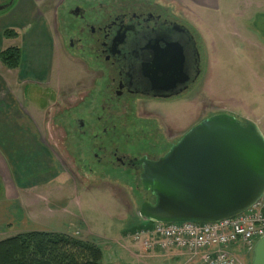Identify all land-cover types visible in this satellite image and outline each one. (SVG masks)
Masks as SVG:
<instances>
[{
	"label": "rangeland",
	"instance_id": "obj_1",
	"mask_svg": "<svg viewBox=\"0 0 264 264\" xmlns=\"http://www.w3.org/2000/svg\"><path fill=\"white\" fill-rule=\"evenodd\" d=\"M105 1L109 0L46 1L57 42L53 53V81L48 87H22L24 97L37 108L41 128L57 156L60 175L53 184L22 199L28 228H44L92 242L106 256L107 246L111 244L107 240L123 236L155 254L154 264H172V250L163 251L157 246L144 249L131 237L133 231L145 229L152 222L135 217L142 194L129 171L97 169L88 176L81 167L84 149L78 145L86 137L81 136L77 142L72 118L91 120L94 117L91 111L95 107L99 79L90 57L68 46L64 22L69 20L67 10L73 4ZM148 1L167 7L192 28L201 42L204 70L194 91L164 104L141 103L138 115L143 119L132 114L133 125L129 129L131 138L138 137L137 146L145 149L142 143L146 141H138L142 137L138 128L145 130L146 118L151 116L158 117L166 137L171 135L174 139L216 113H228L240 120L259 117L264 107V51L248 49L244 38L249 32L257 38L264 37V3L255 0H209L208 4L193 0ZM133 148L125 147L129 153ZM160 148L157 146L156 151ZM236 254L242 264H248L246 256Z\"/></svg>",
	"mask_w": 264,
	"mask_h": 264
},
{
	"label": "flooded vegetation",
	"instance_id": "obj_2",
	"mask_svg": "<svg viewBox=\"0 0 264 264\" xmlns=\"http://www.w3.org/2000/svg\"><path fill=\"white\" fill-rule=\"evenodd\" d=\"M67 15L68 46L90 57L99 79L91 111L94 117L72 118L77 142L86 137L78 145L84 149L81 167L88 176L97 169L127 170L142 194L141 203L153 202L150 188L141 184L143 164L137 161L157 160L182 135L166 137L160 119L151 116L146 118L145 130L137 127L142 134L138 141H146L141 150L138 137L131 138V115L143 119L138 115L141 103L164 104L195 90L204 70L199 37L167 7L148 0L76 3ZM177 47L181 48V61L175 56ZM126 146L134 147L132 152Z\"/></svg>",
	"mask_w": 264,
	"mask_h": 264
},
{
	"label": "crops",
	"instance_id": "obj_3",
	"mask_svg": "<svg viewBox=\"0 0 264 264\" xmlns=\"http://www.w3.org/2000/svg\"><path fill=\"white\" fill-rule=\"evenodd\" d=\"M46 1L15 0L8 10L0 13V51L10 46L20 49L17 68L8 69L0 63V183L3 188L0 239L19 232L44 229L28 228V215L24 212L22 199L30 192L53 184L60 175L57 156L41 128L37 108L26 95L24 97V88L48 87L53 81V53L57 42ZM193 1L209 3V0ZM255 1L264 3V0ZM5 29H12L17 36L5 38ZM244 42L248 49L264 51L262 36L257 38L249 32ZM249 119L257 123L264 136V107L259 117ZM151 226V223L146 224V227ZM107 241L111 244L107 246V256L101 251V264L155 263V254L144 251L130 239L121 236ZM239 248L233 250L240 255ZM172 255V264H198V257L189 261L187 255L175 250ZM246 259L250 264L251 254Z\"/></svg>",
	"mask_w": 264,
	"mask_h": 264
},
{
	"label": "water",
	"instance_id": "obj_4",
	"mask_svg": "<svg viewBox=\"0 0 264 264\" xmlns=\"http://www.w3.org/2000/svg\"><path fill=\"white\" fill-rule=\"evenodd\" d=\"M175 56L183 59L180 47ZM137 163L141 184L154 195L138 206L140 220L218 222L264 195V136L256 122L228 113L201 119L162 157ZM250 264H264V236L255 241Z\"/></svg>",
	"mask_w": 264,
	"mask_h": 264
},
{
	"label": "built area",
	"instance_id": "obj_5",
	"mask_svg": "<svg viewBox=\"0 0 264 264\" xmlns=\"http://www.w3.org/2000/svg\"><path fill=\"white\" fill-rule=\"evenodd\" d=\"M264 236V195L249 209L218 222H154L151 227L138 228L134 241L144 249L155 246L187 255L198 264H242L234 252L240 247L242 256H249L254 242Z\"/></svg>",
	"mask_w": 264,
	"mask_h": 264
},
{
	"label": "trees",
	"instance_id": "obj_6",
	"mask_svg": "<svg viewBox=\"0 0 264 264\" xmlns=\"http://www.w3.org/2000/svg\"><path fill=\"white\" fill-rule=\"evenodd\" d=\"M15 0H0V13ZM5 38H15L12 29H5ZM20 49L10 46L0 51V63L8 69L18 67ZM3 191L0 187V197ZM135 218V217H134ZM100 248L60 232L30 230L0 239V264H101Z\"/></svg>",
	"mask_w": 264,
	"mask_h": 264
}]
</instances>
